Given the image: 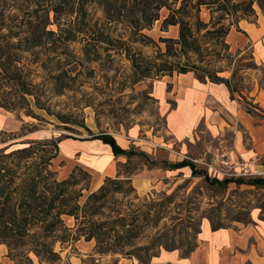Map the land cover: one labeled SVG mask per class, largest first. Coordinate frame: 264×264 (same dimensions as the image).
<instances>
[{
	"label": "trees",
	"instance_id": "16d2710c",
	"mask_svg": "<svg viewBox=\"0 0 264 264\" xmlns=\"http://www.w3.org/2000/svg\"><path fill=\"white\" fill-rule=\"evenodd\" d=\"M3 1L7 11L17 9L18 18L12 27L5 29L3 23L0 29V108L26 110L27 115L38 118L31 109L32 98L38 110L55 116L66 130L76 131L73 126H79L91 135L84 121L56 111L54 98L67 92L78 94L82 78L101 75L107 79L110 71L118 73L115 66L121 59L131 64V73L123 72L125 80L120 84V92L128 84L133 87L145 79L193 72L200 82L225 84L233 94L229 80L219 76L224 71L216 66L224 56L231 57L226 39L240 18L233 19L229 25L224 23L225 16L216 21L212 17L205 23L200 17L202 8L213 13L214 6L216 11H222L231 5L234 18L240 5L247 2L251 15L256 14L255 5L264 13V0H242V3L240 0L239 3L237 0ZM90 8L100 10L102 19L94 21ZM164 10L168 14L162 20L161 31L178 27L179 36L155 41L145 31L161 20ZM53 26L56 30L51 29ZM116 29H123L118 38L114 36ZM134 44L154 45L157 55L148 58ZM159 44H164L165 51ZM84 102L91 106L89 101ZM81 103L76 102V107ZM92 139L109 144L116 156H126L128 162L120 165L122 169L139 155L134 149H122L110 134L93 135L88 140ZM61 141H32L22 143L21 147L0 149V245L7 246L8 257L16 264H34L29 257L34 253L39 264H54L62 259V251L55 250L56 244L75 250L76 244L85 240L95 242L96 254L151 264L166 243L158 235L151 237L146 245L137 241L146 229L158 227L165 218L162 210L154 215L151 207L140 213L111 207V200L117 194L138 198L129 172L122 173L125 178H105L95 191L91 190V175L80 167L67 178L58 179L52 166L59 156ZM171 167H190L193 175L202 174L207 181L210 179L187 160ZM232 181L244 183L240 179L222 183ZM82 182L86 185L80 187ZM263 182L255 179L249 184ZM211 183L221 181L211 179ZM70 219L72 226L67 224ZM221 228L213 226L214 230Z\"/></svg>",
	"mask_w": 264,
	"mask_h": 264
},
{
	"label": "rangeland",
	"instance_id": "374dc122",
	"mask_svg": "<svg viewBox=\"0 0 264 264\" xmlns=\"http://www.w3.org/2000/svg\"><path fill=\"white\" fill-rule=\"evenodd\" d=\"M240 1L242 3V0ZM237 2L239 3V0ZM3 5L4 1L0 0V29L3 23L7 26L5 29H8L18 18L17 9L9 8L10 11H7V6ZM216 8L217 6H214V11L211 13L208 8L203 7L200 14L201 19L205 23H209L212 17L216 21L219 17L225 16V25H229L233 19L237 18L256 20V16L248 12L247 2L240 5V11L234 18L231 16V5L222 11H216ZM90 13L94 21L103 17L102 12L97 8H90ZM167 14L166 10L162 11L161 20L155 23L151 30L145 31L155 41H159L160 38L178 39V27H169L167 31H161L162 20ZM51 29L56 30V27L53 26ZM121 33H123V29L114 30L116 38ZM134 46L148 58L157 55V48L154 45L134 44ZM159 46L162 51H165L164 44H159ZM228 55L231 57L224 56L216 67L217 70L224 71L219 76L229 80L235 98H243L245 104L252 103L250 101L259 98L264 100V64L254 57L251 50H230ZM115 68H118L119 72L110 71L107 79L101 75L82 78L81 90L78 94L67 92L64 96L56 97L53 100L56 111H61L64 115H69L77 121H84L92 131V135L79 126H73L76 131L66 130L55 116L38 110L33 99L30 98L31 109L38 115V118L27 115L26 110L8 111L0 108V149L7 146L21 147L22 143L32 141L58 142L68 137L90 139L93 135L110 134L120 142L126 141L125 139L129 137L135 138L134 149L139 155L133 157L128 163L129 165L123 169L120 168L122 173L129 172L134 176L147 169L172 168L171 165L174 162L168 161V158L171 156L172 161H178L181 158V150L168 132L166 114L160 109L159 102L154 95L158 81L168 75L142 80L133 87L128 84V88L120 92V84L125 80L122 76L123 72L131 73V64L121 59L117 61ZM174 74L179 75L177 72ZM79 101L82 103L78 104L80 106L77 108L75 103ZM84 101H89L91 106H86ZM173 107L174 102L170 103V108ZM191 140L193 142V138ZM206 142L208 145H205ZM126 143L128 144L127 141ZM187 143L186 141L183 150L192 159L200 158L208 148H218L226 144L219 145L218 138L211 137L210 141L209 138L206 140V135L198 138V142L192 144V147ZM165 145H168L167 148ZM57 158L53 160L52 170L60 179L59 172L62 170L64 162ZM196 168L208 173L207 168L202 164H198ZM81 169L89 173L83 168ZM78 177L82 179L80 174ZM90 177L92 183V175ZM229 178L240 179L244 183H236V185L222 182L212 184L211 178L207 181L202 174L184 175L176 171V174L164 179L159 188H153L146 194L137 192L138 198L135 195L125 197L123 194L113 196L111 207L131 209L137 213L151 207L154 215H157L161 209L165 218L160 221L156 229H146L142 239L137 243L146 245L151 241V237L161 236L166 246L161 248L160 254L163 253L165 258L160 261L155 260L153 263L152 260L151 264H180L179 260L189 258L200 244L199 234L202 224L223 228L237 225L243 227L252 224L251 214L253 213L255 217L258 213V218L264 220V182L258 185L249 184L255 179L264 180V176L245 175ZM84 185L86 182H82L80 187ZM67 224L72 226L73 220H67ZM94 246V241L86 242L85 240L79 241L75 250H71L68 246L62 248L56 244L55 250L62 251V259L54 264H139L137 259L96 254ZM192 248H194L193 251L188 253ZM8 255L7 246H0V261L4 257L9 258ZM29 257L34 264H39L34 253H30ZM117 259L119 261H116ZM17 261L21 262V259L17 258Z\"/></svg>",
	"mask_w": 264,
	"mask_h": 264
},
{
	"label": "crops",
	"instance_id": "0c3cea01",
	"mask_svg": "<svg viewBox=\"0 0 264 264\" xmlns=\"http://www.w3.org/2000/svg\"><path fill=\"white\" fill-rule=\"evenodd\" d=\"M255 10L256 20L240 18L237 25L230 28L226 40L231 51L251 50L254 57L264 64V13L258 5H255ZM154 95L160 109L166 114L168 132L181 150V158L178 161H172L171 156L168 161L176 164L187 160L195 166L201 164L200 158L192 159L183 148L186 141L188 146L192 147V144L198 142V138L206 135V140L209 138L210 141L213 137L218 138L219 145L226 143L218 148L229 149L228 160L237 166V169L241 164H249L251 167L264 170L262 98L245 104L243 98H235L234 94L232 96L225 84L202 83L193 72L165 76L163 80L158 81ZM172 102L174 107L170 108ZM125 140L128 144L118 139L116 142L124 150L134 149L135 138L129 137ZM167 146L165 145V148ZM59 158L64 162L59 178H67L76 166L81 167L92 175V191L97 190L107 177L125 178L120 171V165L128 162L126 156H116L112 147L101 140L72 137L62 140L59 144L57 159ZM176 171L184 175L193 174L190 167L181 169L159 167L131 176V181L139 194H146L153 188H159L164 179L176 174ZM207 175L221 182L231 180L222 174L208 172ZM236 183L232 181L228 185ZM253 214L252 224L243 227L237 225L214 230L211 224H202L200 244L189 258L180 259V264H264V220L258 218V213L257 217ZM164 258L162 253L155 257L152 263ZM0 264L15 263L4 257Z\"/></svg>",
	"mask_w": 264,
	"mask_h": 264
},
{
	"label": "built area",
	"instance_id": "2783aa9c",
	"mask_svg": "<svg viewBox=\"0 0 264 264\" xmlns=\"http://www.w3.org/2000/svg\"><path fill=\"white\" fill-rule=\"evenodd\" d=\"M228 148H208L202 154L199 162L207 168L209 173L222 174L227 177L237 176H264V170L251 167L249 164H241L237 169L235 165L228 160Z\"/></svg>",
	"mask_w": 264,
	"mask_h": 264
}]
</instances>
